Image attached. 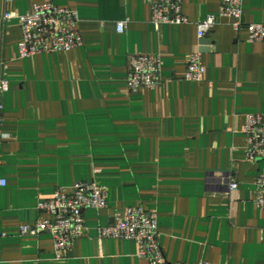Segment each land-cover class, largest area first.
<instances>
[{"label":"crops","instance_id":"crops-1","mask_svg":"<svg viewBox=\"0 0 264 264\" xmlns=\"http://www.w3.org/2000/svg\"><path fill=\"white\" fill-rule=\"evenodd\" d=\"M244 21L264 24V0H242ZM78 14L84 46L22 59L17 19L35 4ZM222 0H184L188 25L152 23L147 0H0V75L9 83L0 124V264H149L134 241L101 239L128 208L156 213L173 264H264V210L246 160L248 114H264V43L226 18L203 40L195 23ZM129 20L124 33L117 23ZM204 42V44H202ZM199 51L204 80H185ZM158 55L161 83L132 93L129 58ZM236 181L238 189L231 190ZM95 182L108 206L85 211L86 233L57 258L51 235L21 234L59 189Z\"/></svg>","mask_w":264,"mask_h":264},{"label":"built area","instance_id":"built-area-1","mask_svg":"<svg viewBox=\"0 0 264 264\" xmlns=\"http://www.w3.org/2000/svg\"><path fill=\"white\" fill-rule=\"evenodd\" d=\"M152 23L160 25H188L192 21L183 11L184 0H147ZM229 20L238 34L248 32V41L264 43V24H249L244 21L242 0H222L219 17L210 16L195 23L197 37L203 40L219 22L220 18ZM4 21L17 19L20 23L22 40L19 52L22 59L42 53H68L84 46V40L78 27L77 12L61 8L53 3L35 4L32 11L25 15L6 12ZM129 20L117 23L118 33H124ZM206 68L202 54L196 51L188 57L185 80L201 83ZM162 60L158 55H133L129 58L127 87L132 93L144 89H154L161 83ZM9 89L8 81L0 75V124L4 105L2 98ZM246 136L249 163L264 159V114L246 115L243 129ZM2 180H0V185ZM238 183L231 184L236 191ZM256 203L264 210V174L258 175L255 182ZM109 193L105 186L95 182H80L69 189H59L49 200L40 202V213L32 225L21 227V234L39 236L47 233L52 236L57 258L66 256L72 244L86 233L85 211L102 210L108 206ZM97 233L101 239L134 241L138 245L140 258L149 264L169 263L160 245L159 224L156 213L142 207H131L112 225L99 227ZM195 264H214L200 261Z\"/></svg>","mask_w":264,"mask_h":264},{"label":"water","instance_id":"water-1","mask_svg":"<svg viewBox=\"0 0 264 264\" xmlns=\"http://www.w3.org/2000/svg\"><path fill=\"white\" fill-rule=\"evenodd\" d=\"M202 44H204V42Z\"/></svg>","mask_w":264,"mask_h":264}]
</instances>
